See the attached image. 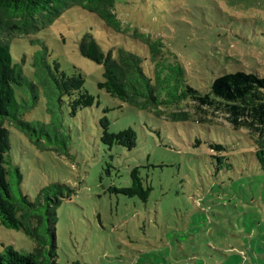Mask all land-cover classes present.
<instances>
[{
  "label": "rangeland",
  "instance_id": "obj_1",
  "mask_svg": "<svg viewBox=\"0 0 264 264\" xmlns=\"http://www.w3.org/2000/svg\"><path fill=\"white\" fill-rule=\"evenodd\" d=\"M116 10L124 29L161 39L200 92L226 73L264 76V0H118ZM48 17L38 31L11 42L14 61L30 80L40 55L52 69L82 74L96 100L76 116L63 108L67 152L60 145L40 149L10 127V157L21 171L22 192L35 200L51 183L74 191L57 209L58 263L264 264V172L246 137L221 117L217 122L224 126L174 121L171 109H142L109 96L99 89L104 67L82 54L85 37L105 53L124 47L145 58L148 48L80 7L51 22ZM193 107L185 111L193 113ZM45 117L40 100L23 119ZM106 120L109 132L132 129L136 146L104 144ZM222 157L230 161L220 162ZM136 167L152 188L146 202L113 191L131 186ZM34 248L23 231L0 223V252L28 255Z\"/></svg>",
  "mask_w": 264,
  "mask_h": 264
},
{
  "label": "trees",
  "instance_id": "obj_2",
  "mask_svg": "<svg viewBox=\"0 0 264 264\" xmlns=\"http://www.w3.org/2000/svg\"><path fill=\"white\" fill-rule=\"evenodd\" d=\"M118 0H0V223L21 230L34 244V251L24 255L12 249L0 252V264H59L57 261V209L74 191L67 185L51 183L42 188L35 200L22 192V174L11 160V131L16 128L40 149L56 146L67 152L70 137L63 134V108L71 116L91 108L96 100L85 87L82 74L68 75L52 69L44 56L34 59V79L24 74L21 64L11 54V42L38 31L42 18L47 22L66 9L80 7L98 16L111 31L145 45L148 57L137 55L124 47L105 53L91 36H86L82 54L104 67V81L99 89L124 103L142 109H171L170 119H193L200 123L222 125L246 137L250 153L259 170L264 172V76L245 71L223 74L211 83L206 92L191 86L184 65L168 50L161 39L153 40L137 30L124 29L117 14ZM43 100L44 120H24ZM194 105L195 112L185 111ZM102 138L109 148L136 146L132 129L109 132L105 122ZM57 145H60L58 147ZM224 151L222 145L213 146ZM230 161L228 157L219 158ZM230 163V162H229ZM231 166V164H229ZM131 186L113 191L146 202L152 188L144 181L141 168L131 173Z\"/></svg>",
  "mask_w": 264,
  "mask_h": 264
}]
</instances>
